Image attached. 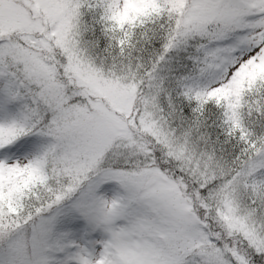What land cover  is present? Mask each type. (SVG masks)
<instances>
[{
	"label": "snow or ice",
	"instance_id": "snow-or-ice-1",
	"mask_svg": "<svg viewBox=\"0 0 264 264\" xmlns=\"http://www.w3.org/2000/svg\"><path fill=\"white\" fill-rule=\"evenodd\" d=\"M0 264H264V0H0Z\"/></svg>",
	"mask_w": 264,
	"mask_h": 264
}]
</instances>
